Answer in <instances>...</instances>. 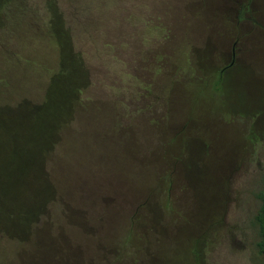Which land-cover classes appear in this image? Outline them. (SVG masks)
Segmentation results:
<instances>
[{
  "label": "rangeland",
  "instance_id": "1",
  "mask_svg": "<svg viewBox=\"0 0 264 264\" xmlns=\"http://www.w3.org/2000/svg\"><path fill=\"white\" fill-rule=\"evenodd\" d=\"M204 3L197 17L177 8V23L169 17L173 27L162 45L164 67L182 59L188 63L177 78L166 70L153 76L152 94L161 92L164 110L136 102L120 142L111 145L118 159L101 157V187L135 200L126 211L127 200L115 203L113 192L104 193L98 198L105 201L97 227L82 219L71 228L82 247L81 254L73 249L83 257L80 264L93 255L99 258L92 264H192L188 250L194 243L202 247L219 234L227 241L207 249V264H264V255L253 248V194L264 176V0ZM14 20L17 28H27V16ZM233 45L234 61L220 74ZM15 46V40L0 39V85L3 94L19 97L27 66L21 57L6 59L21 52ZM107 116L98 114L94 124L107 123ZM106 202L115 203L109 211ZM133 210L143 235L114 256V238ZM73 212L92 214L86 206H74ZM86 225L98 235H86ZM56 230L50 222L42 224L38 236L20 246L3 237L0 264L70 263L75 251L69 245L58 253L68 238Z\"/></svg>",
  "mask_w": 264,
  "mask_h": 264
},
{
  "label": "trees",
  "instance_id": "2",
  "mask_svg": "<svg viewBox=\"0 0 264 264\" xmlns=\"http://www.w3.org/2000/svg\"><path fill=\"white\" fill-rule=\"evenodd\" d=\"M204 6V0H0V39L15 40L21 49L6 59L21 57L27 66L17 88L25 92L19 97L3 94L0 85V239L25 245L50 222L68 238L58 253L72 248L81 254L71 228L82 219L94 226L101 222L105 200L98 198L114 193L100 184L103 153L118 159L111 145L120 142L136 102L164 110L161 92L152 94L155 73L172 71L177 78L187 66L188 59H182L164 67L162 45L173 27L169 17L175 24L176 8L194 18ZM16 15L27 16L25 30L15 26ZM101 113L108 115L107 123L99 126L94 118ZM125 195L114 198L115 203L127 200V211L135 197ZM253 196V248L264 255V176ZM114 204H105L107 211ZM74 206H86L92 214L78 215ZM136 219L133 210L121 225L114 256L129 251L143 235ZM84 230L91 238L98 235L88 225ZM223 239L219 234L206 238L202 247L194 243L188 250L192 264H207V249ZM76 251L64 264L81 263ZM96 258H87L86 264Z\"/></svg>",
  "mask_w": 264,
  "mask_h": 264
},
{
  "label": "water",
  "instance_id": "3",
  "mask_svg": "<svg viewBox=\"0 0 264 264\" xmlns=\"http://www.w3.org/2000/svg\"><path fill=\"white\" fill-rule=\"evenodd\" d=\"M234 54H235V50H234V45L232 47V59L231 61L229 62V65H232L233 61H234Z\"/></svg>",
  "mask_w": 264,
  "mask_h": 264
},
{
  "label": "flooded vegetation",
  "instance_id": "4",
  "mask_svg": "<svg viewBox=\"0 0 264 264\" xmlns=\"http://www.w3.org/2000/svg\"><path fill=\"white\" fill-rule=\"evenodd\" d=\"M229 66H231V65H229V63L227 64V65H225L222 69H221V71H220V74L223 72V70H225L227 67H229Z\"/></svg>",
  "mask_w": 264,
  "mask_h": 264
}]
</instances>
